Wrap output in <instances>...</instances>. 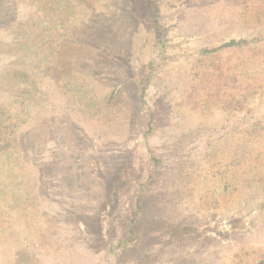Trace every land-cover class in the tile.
Listing matches in <instances>:
<instances>
[{"label":"rangeland","instance_id":"rangeland-1","mask_svg":"<svg viewBox=\"0 0 264 264\" xmlns=\"http://www.w3.org/2000/svg\"><path fill=\"white\" fill-rule=\"evenodd\" d=\"M13 144L0 264H264V0H0Z\"/></svg>","mask_w":264,"mask_h":264},{"label":"crops","instance_id":"crops-1","mask_svg":"<svg viewBox=\"0 0 264 264\" xmlns=\"http://www.w3.org/2000/svg\"><path fill=\"white\" fill-rule=\"evenodd\" d=\"M18 155V148L13 144L9 146L0 145V160L2 156H9L10 158L16 157ZM6 167V164L3 166ZM17 167V166H16ZM15 176L16 183H18V177ZM3 178H0L2 181ZM16 199V198H15ZM13 199L9 202L10 205H4V208H1L0 204V249L4 251L6 255L8 253L13 255H20L19 250V241L21 239V234L19 231V225L14 217V211L11 210V205H16L17 201ZM3 238H7V240H3ZM10 242L7 246H2L7 242Z\"/></svg>","mask_w":264,"mask_h":264},{"label":"trees","instance_id":"trees-1","mask_svg":"<svg viewBox=\"0 0 264 264\" xmlns=\"http://www.w3.org/2000/svg\"><path fill=\"white\" fill-rule=\"evenodd\" d=\"M234 42H232V44H233Z\"/></svg>","mask_w":264,"mask_h":264}]
</instances>
